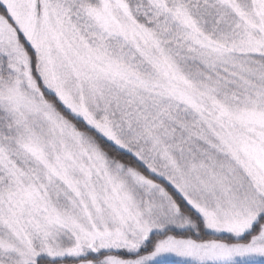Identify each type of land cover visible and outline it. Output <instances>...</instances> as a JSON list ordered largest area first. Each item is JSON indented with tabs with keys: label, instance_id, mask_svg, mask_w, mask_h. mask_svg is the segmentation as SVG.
Here are the masks:
<instances>
[{
	"label": "snow or ice",
	"instance_id": "6c2138e0",
	"mask_svg": "<svg viewBox=\"0 0 264 264\" xmlns=\"http://www.w3.org/2000/svg\"><path fill=\"white\" fill-rule=\"evenodd\" d=\"M0 264H264V0H0Z\"/></svg>",
	"mask_w": 264,
	"mask_h": 264
}]
</instances>
